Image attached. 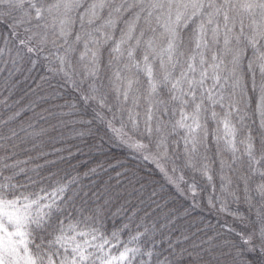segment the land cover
<instances>
[{"label": "snow or ice", "instance_id": "1", "mask_svg": "<svg viewBox=\"0 0 264 264\" xmlns=\"http://www.w3.org/2000/svg\"><path fill=\"white\" fill-rule=\"evenodd\" d=\"M0 264H264V0H0Z\"/></svg>", "mask_w": 264, "mask_h": 264}]
</instances>
